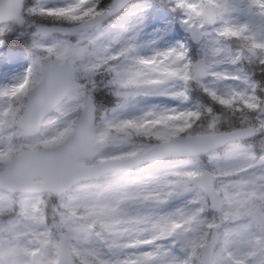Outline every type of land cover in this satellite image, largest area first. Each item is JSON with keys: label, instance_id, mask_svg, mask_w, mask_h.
I'll use <instances>...</instances> for the list:
<instances>
[{"label": "rangeland", "instance_id": "1", "mask_svg": "<svg viewBox=\"0 0 264 264\" xmlns=\"http://www.w3.org/2000/svg\"><path fill=\"white\" fill-rule=\"evenodd\" d=\"M108 1L27 0L20 21L0 25V172L18 152L65 140L88 95L98 105L95 142L104 147L79 161L88 166H119L110 161L146 153L155 142L237 124L254 126L259 142L153 160L78 182L61 195L0 189V264H35L36 251L42 264H60L58 233L67 237L79 264H201V247L217 225L214 264H264V227L248 216L256 207L264 215V163L255 167L264 159V116L258 115L264 101V0H249L243 8L233 0H157L148 8L144 0H130L110 21L59 35L58 41L35 29L48 25L40 21L43 13L74 26L100 14ZM206 2L215 7V26L203 22ZM163 5L175 19L164 12L147 15ZM177 22L201 28L197 53L208 71L205 79L195 80L189 68L186 39L173 32ZM225 35L237 36L231 40L235 53L224 47ZM53 60L73 67L77 88L43 122L41 133L25 137L15 124ZM247 67L260 72L257 90ZM101 83L115 94L108 103L101 100ZM50 163L48 158L43 165ZM204 172L213 175L223 196L220 212L194 189L193 177ZM147 201L165 204L146 210Z\"/></svg>", "mask_w": 264, "mask_h": 264}, {"label": "water", "instance_id": "2", "mask_svg": "<svg viewBox=\"0 0 264 264\" xmlns=\"http://www.w3.org/2000/svg\"><path fill=\"white\" fill-rule=\"evenodd\" d=\"M23 0H0V14L5 12H10L9 17L10 18H17L19 16L21 6H22ZM124 3H121L117 8H120ZM6 17V16H5ZM103 16L98 17L97 19H94L92 21H89L88 23L90 25H94L95 23L99 22ZM52 29V28H48ZM76 29V27L72 29L67 30H73ZM75 87V82L72 75V70L68 66L60 65L58 63H55L51 67H49L46 71V74L43 78V80L33 89L31 92L23 117L27 120V122L24 124L25 127L29 130V132H35L40 127V121L49 113L52 107L56 105L65 95L67 92L72 90ZM53 90L56 93V96L52 100H48L46 93L48 91ZM36 105H42V110H40L36 117H31V112L36 109ZM91 101H89V104L85 107L82 117L78 123V126L75 130V133L73 136L67 141H77L75 142V145L77 147H80V145L84 143H88L90 138L93 136V127H90L89 131H85V125L87 122H89L91 125H93V114L91 115L89 111L90 109ZM28 133V132H27ZM253 131L251 130L249 134H252ZM244 136V133L242 131H236V132H229V133H223L213 136H193L184 138L181 136H177L170 141L157 144L155 148L157 150H161L165 154L168 153H186V154H199L204 153L205 151L211 149L214 146H220L223 145L224 142L231 138H236ZM202 140V143H184V147L188 148L189 150H177L176 148H181V143H176L178 141L182 142H199ZM216 140V141H215ZM216 143H213V142ZM198 147V148H197ZM97 150H100L99 148ZM96 150V151H97ZM96 151L93 153L95 154ZM17 159V158H16ZM14 160V162L16 161ZM75 160V158H73ZM66 162V161H65ZM67 164V162H66ZM65 165L58 164L55 165L54 168L51 169V172H46V175L44 178L47 180L45 187L42 188V190H53L55 192H62L64 189L71 186L73 182H75L78 178L73 179H65L62 176L61 173H63L64 170H61L62 168L65 169ZM15 169L14 164H12L11 171ZM61 172V173H60ZM207 192L211 195V197H216L218 200V208H220L222 201L217 196V194L214 192V187L211 184V182L207 186ZM258 214V212H256ZM263 223V221H261ZM213 242L215 241V237L213 238ZM214 246L212 244L207 245L203 248V264H212L211 258L213 253ZM61 249H62V261L63 264H75L71 255V252L65 242V240H62L61 243Z\"/></svg>", "mask_w": 264, "mask_h": 264}, {"label": "bare ground", "instance_id": "3", "mask_svg": "<svg viewBox=\"0 0 264 264\" xmlns=\"http://www.w3.org/2000/svg\"><path fill=\"white\" fill-rule=\"evenodd\" d=\"M46 95H47V97H48V98H47L48 100H52V99L55 98L56 93H55L53 90H51V91H48V92L46 93ZM40 110H42V105H41V106H40V105H36V109L33 110V111L31 112V117H32V118L36 117L37 114H38V112H39Z\"/></svg>", "mask_w": 264, "mask_h": 264}, {"label": "trees", "instance_id": "4", "mask_svg": "<svg viewBox=\"0 0 264 264\" xmlns=\"http://www.w3.org/2000/svg\"><path fill=\"white\" fill-rule=\"evenodd\" d=\"M43 14H47L46 16L49 15V13H43ZM46 16L45 18H41L40 21L46 24L61 23L63 21V19H61L60 17H51L50 15L49 17H46Z\"/></svg>", "mask_w": 264, "mask_h": 264}]
</instances>
